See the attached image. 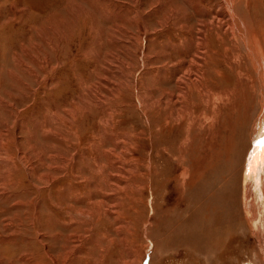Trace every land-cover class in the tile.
Segmentation results:
<instances>
[{
    "label": "rangeland",
    "instance_id": "1",
    "mask_svg": "<svg viewBox=\"0 0 264 264\" xmlns=\"http://www.w3.org/2000/svg\"><path fill=\"white\" fill-rule=\"evenodd\" d=\"M258 55L264 0H0V264H264Z\"/></svg>",
    "mask_w": 264,
    "mask_h": 264
},
{
    "label": "bare ground",
    "instance_id": "2",
    "mask_svg": "<svg viewBox=\"0 0 264 264\" xmlns=\"http://www.w3.org/2000/svg\"><path fill=\"white\" fill-rule=\"evenodd\" d=\"M237 16V15H236ZM233 20V19H232ZM237 21H238V23L240 24V26L241 25H244L243 23H242V21H241V23H240V21L238 20V18H237ZM232 22H234L235 23V21L233 20ZM236 24V23H235ZM242 35H244L245 36V33H242ZM246 39V38H245ZM247 41V40H246ZM250 46V45H249ZM250 47H252V46H250ZM254 48V47H253ZM251 49V48H250ZM256 49V48H255ZM250 52H252V54L254 53L253 52V50L251 49V51ZM254 59H255V61H253V64H254V66L258 69V67H261V72L264 74V69H263V63H264V59H263V56L261 57V56H259L258 55V57H256V56H254ZM262 85H263V88H264V78L262 79ZM183 92V91H182ZM181 96H182V94H181ZM263 96H264V92H263ZM180 97V96H179ZM181 98H183V97H181ZM184 99V98H183ZM187 101V100H186ZM261 117V116H260ZM185 120V119H184ZM184 122H186V120L184 121ZM262 127H263V117H262V119L261 118H259L258 120H256V123H255V127H254V130H253V136L254 135H256L257 134V136H261V138H262ZM260 134V135H259ZM49 137V136H48ZM261 142V141H260ZM259 148H260V143L257 145V148H255V154H256V160H259V154H260V151H259ZM258 154V155H257ZM258 156V157H257ZM258 203V202H257ZM257 205V204H256ZM261 205V204H260ZM258 206V205H257ZM257 208V207H256ZM257 210V209H256ZM251 215V214H250ZM254 216H255V214H254ZM263 216V215H262ZM254 219V218H253ZM258 221V225L257 226H255V227H257V229H259L260 230V227L262 228V226H263V221H262V218H260L259 220H258V218L257 219H254V222L256 223ZM255 229V228H254ZM256 230V229H255ZM257 232H258V230H256ZM260 233V232H259ZM257 235V234H256ZM258 236V235H257Z\"/></svg>",
    "mask_w": 264,
    "mask_h": 264
}]
</instances>
